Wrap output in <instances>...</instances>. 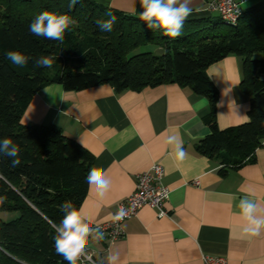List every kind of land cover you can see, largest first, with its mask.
<instances>
[{
  "label": "trees",
  "instance_id": "1",
  "mask_svg": "<svg viewBox=\"0 0 264 264\" xmlns=\"http://www.w3.org/2000/svg\"><path fill=\"white\" fill-rule=\"evenodd\" d=\"M0 0V138L20 145V166L0 157V264H67L55 250V230L63 218L61 204L77 208L87 186L93 156L53 125H23L21 115L43 86L64 90L109 84L116 92L161 84L189 87L208 100L204 118L209 132L195 150L219 161L221 172L253 163L264 139V4L246 11L232 26L220 19L185 20L181 35L163 36L143 21L93 0ZM67 14L74 23L63 44L34 36L31 21L41 12ZM112 12L117 21L103 32L98 20ZM147 51L136 50L139 47ZM153 48L161 49L160 53ZM10 50L32 58L25 67L11 63ZM233 54L240 64L239 88L248 96L247 120L220 129L215 120L217 91L206 68ZM42 55L51 68H35ZM75 62L70 65L69 62Z\"/></svg>",
  "mask_w": 264,
  "mask_h": 264
},
{
  "label": "crops",
  "instance_id": "2",
  "mask_svg": "<svg viewBox=\"0 0 264 264\" xmlns=\"http://www.w3.org/2000/svg\"><path fill=\"white\" fill-rule=\"evenodd\" d=\"M93 1L134 17L141 11L139 0ZM208 2L192 0L193 11L186 20L218 18L208 10ZM261 4L264 0H246L243 10ZM206 73L217 91V126L223 129L246 121L249 99L239 88L238 58L229 54L208 65ZM207 112L204 95L177 84L116 92L106 83L64 90L53 82L31 97L20 123L58 127L93 156L91 168L104 170L111 181L103 198L87 182L78 208L93 218L94 226L108 221L118 202L133 191L138 172L153 162L164 169L163 183L170 189L168 215L143 206L122 223L121 238L108 240L104 235L99 242L90 238L85 253L94 264H108L110 252L119 254L117 264H203V253L222 256L225 264H264V232L242 235L237 207L245 195L264 207V139L253 163L223 173L217 159L195 150L197 141L209 132L204 122ZM171 134L181 136L185 159L174 158L166 146Z\"/></svg>",
  "mask_w": 264,
  "mask_h": 264
},
{
  "label": "clouds",
  "instance_id": "3",
  "mask_svg": "<svg viewBox=\"0 0 264 264\" xmlns=\"http://www.w3.org/2000/svg\"><path fill=\"white\" fill-rule=\"evenodd\" d=\"M77 0H71L70 7L75 5ZM192 0H139V19L152 31H158L163 36L176 38L181 35L185 20L192 14ZM108 19L98 20L96 23L101 31L111 32L117 21V17L112 12H107ZM74 23L67 14H59L50 11L39 13L30 23L29 31L38 37L57 41L61 44L65 41V34ZM6 57L12 64L25 67L29 64L31 57L21 51L10 50ZM54 60L51 56L42 55L34 61L35 68H51ZM47 92L46 89H44ZM165 144L172 151L174 158L183 160L187 157V152L183 147V140L179 134L168 135ZM20 145L12 138H0V157H7L11 160L10 167L20 166ZM90 187H95L98 195L103 198L111 187V181L107 178L104 170L92 167L86 177ZM2 202V199H0ZM64 215L59 224L52 223L55 230V250L61 255L67 264H78L80 258L91 238L92 241L99 242L104 238L99 225L94 226V220L83 207L77 208L71 201L61 204ZM241 220L243 221L241 232L246 236H258L264 232V207L257 203L248 195L239 199L237 205ZM127 210L123 207L111 214L113 222H119L127 216ZM90 259V258H89ZM108 264H117L118 253L110 252Z\"/></svg>",
  "mask_w": 264,
  "mask_h": 264
},
{
  "label": "built area",
  "instance_id": "4",
  "mask_svg": "<svg viewBox=\"0 0 264 264\" xmlns=\"http://www.w3.org/2000/svg\"><path fill=\"white\" fill-rule=\"evenodd\" d=\"M245 2L246 0H209L207 8L215 12L223 24L232 26L242 15ZM163 175L164 169L159 162L151 163L148 168L135 175L133 191L118 202L115 210L116 212L123 207L127 210V216L119 222H113L110 218L99 224L100 230L108 240L121 238L124 235L122 223L135 216L143 206L154 208L160 216L168 215L165 205L169 199L170 189L164 185ZM79 261L80 264H94L92 256L87 253H84ZM201 261L203 264H225L224 257L204 253L201 254Z\"/></svg>",
  "mask_w": 264,
  "mask_h": 264
},
{
  "label": "rangeland",
  "instance_id": "5",
  "mask_svg": "<svg viewBox=\"0 0 264 264\" xmlns=\"http://www.w3.org/2000/svg\"><path fill=\"white\" fill-rule=\"evenodd\" d=\"M215 16V15H214ZM214 19H218L217 17H213ZM147 46H145V47H139L136 51L137 52H139V51H147L148 50V48H146ZM148 47H150L151 49H154L153 47H151V46H148ZM69 64L70 65H74L75 64V62H69ZM0 216H1V218H3V219H8L10 216L9 215H7V214H5L4 212L3 213H1L0 214Z\"/></svg>",
  "mask_w": 264,
  "mask_h": 264
}]
</instances>
